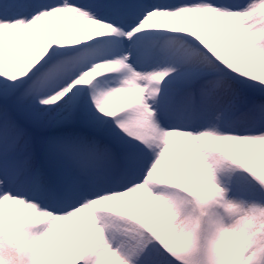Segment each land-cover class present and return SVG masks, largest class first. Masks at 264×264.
Instances as JSON below:
<instances>
[{"label":"snow or ice","instance_id":"6c2138e0","mask_svg":"<svg viewBox=\"0 0 264 264\" xmlns=\"http://www.w3.org/2000/svg\"><path fill=\"white\" fill-rule=\"evenodd\" d=\"M0 264H264V0H0Z\"/></svg>","mask_w":264,"mask_h":264},{"label":"bare ground","instance_id":"6f19581e","mask_svg":"<svg viewBox=\"0 0 264 264\" xmlns=\"http://www.w3.org/2000/svg\"><path fill=\"white\" fill-rule=\"evenodd\" d=\"M46 23L55 26L56 24H58V21L50 19ZM117 103H119V101H117ZM176 139L183 140V138H176ZM217 146L228 149L229 151L232 152L233 155L242 156V157H244L246 159H249V160L253 159V157L256 156L260 152V147L259 146H256L255 149L252 150V151H245V152H241L240 150L236 149L231 143H227V142L218 144ZM140 195H142V194L141 193H136V195L133 194L134 197L135 196H140ZM5 207H6V212L12 213L15 210H17L19 205L7 204ZM82 215L85 216V217L87 216V215H84V214H82ZM73 221L76 224L77 230H79V228L81 227V219H80V217L73 218ZM127 227H131V225H127Z\"/></svg>","mask_w":264,"mask_h":264},{"label":"rangeland","instance_id":"374dc122","mask_svg":"<svg viewBox=\"0 0 264 264\" xmlns=\"http://www.w3.org/2000/svg\"><path fill=\"white\" fill-rule=\"evenodd\" d=\"M257 167H258V165H257ZM135 195H136V194H135ZM18 208H19V207H18ZM18 208H17V209H18ZM84 215H87V213H85Z\"/></svg>","mask_w":264,"mask_h":264}]
</instances>
